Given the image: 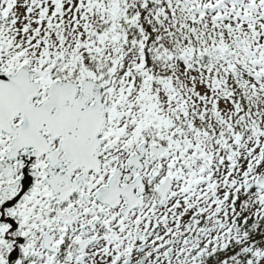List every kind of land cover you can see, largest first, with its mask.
Instances as JSON below:
<instances>
[{
  "label": "snow or ice",
  "instance_id": "6c2138e0",
  "mask_svg": "<svg viewBox=\"0 0 264 264\" xmlns=\"http://www.w3.org/2000/svg\"><path fill=\"white\" fill-rule=\"evenodd\" d=\"M0 264H264V0H0Z\"/></svg>",
  "mask_w": 264,
  "mask_h": 264
}]
</instances>
